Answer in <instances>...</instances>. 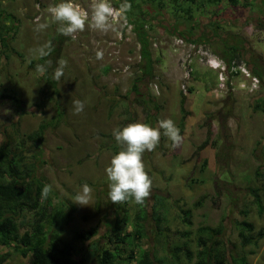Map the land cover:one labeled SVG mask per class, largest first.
I'll list each match as a JSON object with an SVG mask.
<instances>
[{
	"label": "rangeland",
	"instance_id": "obj_1",
	"mask_svg": "<svg viewBox=\"0 0 264 264\" xmlns=\"http://www.w3.org/2000/svg\"><path fill=\"white\" fill-rule=\"evenodd\" d=\"M109 1L117 7L116 0ZM242 1L247 5H237L230 17L218 6L215 10L223 12L222 21L227 17L241 24L238 32L245 41L242 58L258 69L264 83V1L261 9L258 0ZM35 3L36 0H0V34L5 37V46L0 45V95L15 99L0 98V144L20 145L24 161L34 165L36 177L48 183L55 202L74 206L62 237L72 244L78 264H96L95 258L88 255V246L93 240L103 247L101 236L113 218L115 204L109 200L110 182L105 168L122 147L114 139L113 130L132 122L158 127L164 119L174 122L181 139L173 146L160 129L156 147L142 153L144 171L151 179L142 207L150 215L154 197H161L167 231L165 237L156 239L148 218L146 236L138 243V251L171 262L167 249L185 243L194 255L197 228L221 225L218 240L224 243L227 260L231 255H241L247 264H264V236L256 245L242 246L236 228V223L245 219L253 225V234L259 230L264 233V112L255 108L258 103L264 108V86L252 94L233 91L213 99L209 92L216 73L194 62L188 86L191 91L182 103L179 55L165 28L170 24L181 31L187 28L179 26L181 22L171 16L170 8L156 14L154 7L146 6L150 16H155L149 33L156 43L152 50L158 62L155 77L142 90L158 105L155 109L152 103L137 101L130 91L138 62L135 36L119 42L113 26L107 31H89L88 25L83 30L87 37L81 32L76 40L63 35L66 40L57 57L55 53L41 57L37 49L45 44L55 46L52 38L59 23H52L46 13L34 21ZM52 3L43 0V7ZM186 4L185 1L182 7ZM221 5H225L224 9L227 3ZM203 15L198 21L203 20L200 23L204 28ZM5 22H11L8 29L4 28ZM46 22V29L35 30L37 24ZM218 30L228 34L232 31L224 25ZM60 60H65L66 65L63 76L56 80L53 73ZM125 65L129 71L122 73ZM40 66L46 71L41 73ZM53 82L58 96L52 92ZM74 100L84 102V110L78 114L73 113ZM182 110L187 112L185 116ZM54 118L59 119L55 122ZM49 122L52 123L44 131L43 141L36 147L27 135ZM84 184L92 192L89 205L81 206L73 200ZM254 189H260L261 213L253 201ZM136 204L132 198L127 201L130 220L138 210ZM180 208L189 211L185 222L179 217ZM93 226L98 227V236L85 242L73 239L76 232ZM184 232L186 236L181 235ZM194 261V256L189 263L180 254L177 263ZM6 264H27V258L11 254Z\"/></svg>",
	"mask_w": 264,
	"mask_h": 264
},
{
	"label": "trees",
	"instance_id": "obj_2",
	"mask_svg": "<svg viewBox=\"0 0 264 264\" xmlns=\"http://www.w3.org/2000/svg\"><path fill=\"white\" fill-rule=\"evenodd\" d=\"M186 6L182 7L184 2ZM52 4L57 0H52ZM127 2L130 5L125 18L128 19L134 29V36L138 44V62L136 76L132 80L130 91L135 99L141 103H152L155 109L158 105L152 98L144 92L142 87L155 77V64L158 58L153 56L149 29L154 27L150 22L154 17L144 7L152 6L158 11L171 9V16L184 24L185 31L179 30L170 24V28H165L167 33L173 38H180L187 43L204 44L213 53L224 59L227 63L234 59H243L238 47L239 42L229 45L226 48L215 45L214 37L217 36L215 29H220L215 22H210L214 35L209 38H194L192 33L200 28V15L205 12V7L217 5L221 2L227 3L231 7L241 4V0H116L117 7H121ZM264 6V5H263ZM199 9H201L199 11ZM201 13L200 15L198 14ZM212 15V14H211ZM195 16V17H194ZM204 16V15H203ZM11 22H5L4 28L8 29ZM59 28V25H58ZM204 37V36H203ZM66 38L59 34L52 38L50 54L55 53L56 57L62 49ZM209 41V42H208ZM217 41V40H216ZM5 37L0 34V45L5 46ZM215 49L218 51L216 52ZM108 69V68H106ZM253 75L260 80V86H264L263 77L255 67L249 66ZM105 71V69H103ZM53 82V93L58 96ZM191 91V88H188ZM230 93V92H227ZM0 98H8L15 101L10 95H0ZM184 103V96L182 98ZM264 103V101H263ZM255 104V108L264 112L261 104ZM185 116V110H182ZM61 113V112H60ZM59 113V115H60ZM58 115V117H59ZM59 118H54L57 121ZM52 122L42 123L38 128L27 135L37 147L43 141V133ZM20 145L12 146L5 142L0 144V264H6L11 258V254L20 255L27 258V264H78L74 258V248L70 242L63 239L64 227L71 220V213L75 208L72 204L55 202L53 190L48 183L36 177L34 165L24 161L21 154ZM264 181V180H263ZM264 189V182H262ZM49 187L47 195H43V188ZM253 201L262 212V200L260 189L251 190ZM127 201L117 202L113 207V218L106 225V230L102 234L103 247H99L98 242L93 241L88 246V255L95 258L96 264H178L179 255L182 254L187 262H191L193 256L194 264H247L244 256H230L229 260L225 256L224 243L218 237L221 235L222 226L208 227L201 226L196 230L197 250L191 253L187 245H176L167 249L172 261L168 262L162 258H157L155 254L138 251V243L146 236V222L148 218L152 221L153 233L156 239L165 237L167 219L163 214V199L155 196L150 207V215L142 203L136 204L138 210L130 220ZM196 205V204H195ZM149 216V217H148ZM189 211L180 208L179 217L183 222L187 221ZM238 236L241 245H256L264 236L262 230L254 233V227L245 219L236 223ZM99 235L97 226L88 230L78 231L73 236L77 242H85ZM186 236V232L181 233Z\"/></svg>",
	"mask_w": 264,
	"mask_h": 264
},
{
	"label": "clouds",
	"instance_id": "obj_3",
	"mask_svg": "<svg viewBox=\"0 0 264 264\" xmlns=\"http://www.w3.org/2000/svg\"><path fill=\"white\" fill-rule=\"evenodd\" d=\"M130 5L125 2L119 9H114L109 0H93L91 5V15L81 8L75 0H57L47 9L52 23H59L58 32L64 36H71L85 27L86 21L90 26L107 31L110 27V20L121 19L125 16ZM48 27V23H39L36 31H43ZM51 51L50 44H45L37 49L41 57L47 56ZM248 64V63H247ZM65 60H60L54 70L53 78L60 80L64 74ZM249 67V65H248ZM41 73L46 71V67L40 66ZM73 113L78 114L84 110V102L74 100ZM167 135L173 146L179 143L181 137L179 129L171 119H164L159 122L158 127H152L142 122H132L118 129L113 130V137L121 149L110 159L105 168V173L110 182L109 200L116 204L132 198L137 204L143 203L144 198L149 195L151 179L144 171L141 155L145 150H152L156 147L161 132ZM49 187L43 188V195H47ZM92 189L88 184H84L76 194L75 202L78 205H89Z\"/></svg>",
	"mask_w": 264,
	"mask_h": 264
},
{
	"label": "built area",
	"instance_id": "obj_4",
	"mask_svg": "<svg viewBox=\"0 0 264 264\" xmlns=\"http://www.w3.org/2000/svg\"><path fill=\"white\" fill-rule=\"evenodd\" d=\"M75 2L78 3L81 8L88 11L89 16L91 15V5L93 0H75ZM109 3L114 9H119L110 1ZM34 6L36 7L34 21L42 19L45 13L50 16L47 11L49 6L43 7V0H36ZM109 23L110 26L115 28L117 41L126 42L134 38L133 25L125 17L121 19L110 20ZM88 25L89 28L87 29L89 31L97 30L91 27L90 23L86 21L85 27ZM83 30L73 33L70 38L72 40L78 39L80 32L82 33ZM109 44L113 45L115 42H109ZM151 44L152 47H156L154 38H151ZM172 45L173 49L175 48V51H177V55H179V61L182 70L179 89L183 96L188 94V86L194 69L192 64L194 62L206 69H211L216 73V82L210 91V94L215 98L223 97L227 94V92L233 91H244L252 94L260 87V80L258 77L252 74L247 62L243 59H234L227 63L224 59L213 53L208 47H206V45L187 43L180 38H173ZM136 48H139L138 44H136ZM120 71L122 73L129 71L128 65L122 67Z\"/></svg>",
	"mask_w": 264,
	"mask_h": 264
},
{
	"label": "crops",
	"instance_id": "obj_5",
	"mask_svg": "<svg viewBox=\"0 0 264 264\" xmlns=\"http://www.w3.org/2000/svg\"><path fill=\"white\" fill-rule=\"evenodd\" d=\"M263 1L264 0H258V3L260 4L259 5L260 6V9L262 8L261 4L263 3ZM253 2H257V0H253ZM241 5L245 6L247 4L242 1L241 2ZM216 6H218L219 8H221L219 10L225 11V13H227V17H230V15H232V14L234 15V13H235V8L236 7H231L228 4L226 5V7L224 9H223V7L225 5L222 6L221 3L220 4H217V5L205 7V10H204V12H205L204 15L205 16L203 18H204V23H206V26H205L206 29H205V27L203 28L202 25H201L202 23H200L199 30H197L196 32L192 33L191 36H193L194 38H202V39L206 37L207 39L209 38V41H210L211 37L214 35L213 29H212L211 24H210V22L213 21V22L216 23L215 25H219L220 26L219 28H221V25H224V26H227V27L231 28V30H232L228 34L227 32L220 33L218 29H215L216 30V34H217V36H215L213 38L215 40L214 41L215 45H218V46H221L223 48H226L229 45H233L235 42H239L238 47L240 48L239 50L242 53V51L244 49L243 48V45L245 44V41L243 42L241 40V39L244 40V38H241L240 37V34L238 32L239 31L238 29H239V27H241V24L238 21H236V22H232L230 20L228 21L229 18L226 19L227 17H225L223 19V21H222L220 15L223 14V12H219V11L216 12V10H215V7ZM200 10L201 9H199V11ZM257 13L259 15L260 11L257 12ZM255 16H256V14H255ZM239 17H240V15H239ZM202 21L203 20H201L200 22H202ZM203 34H205V37H203L204 36ZM82 36L84 38L87 37V32L86 31L85 32L82 31ZM203 40H205V39H203ZM215 51L217 52L218 50L215 49ZM209 94H210V92H209ZM209 96L211 98H213V99H217L214 96H212L211 94Z\"/></svg>",
	"mask_w": 264,
	"mask_h": 264
}]
</instances>
